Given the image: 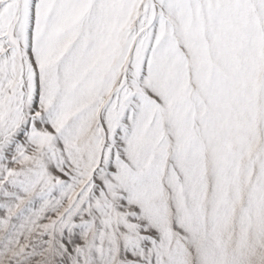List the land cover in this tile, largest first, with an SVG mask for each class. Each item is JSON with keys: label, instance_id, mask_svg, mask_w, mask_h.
Returning <instances> with one entry per match:
<instances>
[{"label": "snow or ice", "instance_id": "1", "mask_svg": "<svg viewBox=\"0 0 264 264\" xmlns=\"http://www.w3.org/2000/svg\"><path fill=\"white\" fill-rule=\"evenodd\" d=\"M0 264H264V0H0Z\"/></svg>", "mask_w": 264, "mask_h": 264}]
</instances>
